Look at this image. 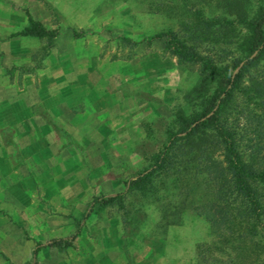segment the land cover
<instances>
[{"label": "rangeland", "instance_id": "374dc122", "mask_svg": "<svg viewBox=\"0 0 264 264\" xmlns=\"http://www.w3.org/2000/svg\"><path fill=\"white\" fill-rule=\"evenodd\" d=\"M147 3L0 0V19L8 23L0 28V38L11 32V25L21 30L29 18L57 31L48 53L55 54L52 64L61 63L63 74L57 70L45 78L53 81L48 95L67 86L68 116L84 111L91 114L82 126L85 138L72 137L75 126L70 122L61 126L67 133L66 144L61 145L64 140L56 133L49 135V129H58L59 124L48 125L46 114L36 109V116L42 118L36 123L38 133L50 137L52 147L38 139L34 165L25 162L17 173L0 171V264H28L36 244L72 233V221L80 217L93 196L120 192L122 182L144 167L147 157L157 150L163 126L195 84L193 70L161 56L160 41L149 47L141 42L172 26L170 19L151 12ZM118 37L140 42L130 48L119 45ZM44 44V39L37 38L25 43L34 56L27 68L37 70L27 77L32 80L25 89L29 99L33 87L38 89L40 84L45 61H36ZM22 78L16 79L19 88H24L26 77ZM3 84L6 79L2 77L1 88ZM81 84L97 91L90 93L89 102L77 100L81 97L75 89L81 90ZM5 94L12 96V90ZM34 98L45 99L40 92ZM143 209V222L138 229L129 230L128 238H124L116 212L104 211L99 219L86 222L63 252L52 247L39 249L34 264H194L195 244L209 240L205 222L186 209L181 225L163 229L154 206Z\"/></svg>", "mask_w": 264, "mask_h": 264}, {"label": "trees", "instance_id": "16d2710c", "mask_svg": "<svg viewBox=\"0 0 264 264\" xmlns=\"http://www.w3.org/2000/svg\"><path fill=\"white\" fill-rule=\"evenodd\" d=\"M170 19L141 39L161 42L160 54L193 70L195 84L163 126V139L122 190L93 196L73 231L36 244L63 252L91 218L113 210L128 238L154 206L163 229L181 225L186 209L206 226L209 240L194 246V264H264V0H148ZM44 39L47 56L57 31L32 19L16 34ZM134 48L140 41L118 37ZM34 58V57H33ZM123 238V241L126 240Z\"/></svg>", "mask_w": 264, "mask_h": 264}, {"label": "crops", "instance_id": "0c3cea01", "mask_svg": "<svg viewBox=\"0 0 264 264\" xmlns=\"http://www.w3.org/2000/svg\"><path fill=\"white\" fill-rule=\"evenodd\" d=\"M5 23L7 22L0 19L1 30ZM10 28L11 32L5 37L0 38V79H2V77L3 79H6V84H3L4 87H0V97H7L0 99V171L17 173L20 165H24L25 162L34 165L35 150L40 141L38 139L48 141L46 147L51 149L52 145L50 144L49 139H51L50 137L53 133H56L55 136L64 140L61 145L66 144L67 133L62 131L61 126L63 124L70 122L73 124L72 126H75V132L72 134L74 139L85 138L82 126L86 123L85 119L91 114L84 111L76 114L70 113L71 115L68 116L69 90L67 89V86H60L58 89L59 92L54 94V96L48 95V91L50 90L53 81L50 83V81H48L50 78H48V80L45 78H47V76H52L51 74L54 71H62L61 63L52 64V56H55L52 52H49L44 58V67L42 66L40 69L41 71L39 70L42 74L39 87L38 89H34L33 87V96L29 99V93H27L25 89L30 87L29 85L32 80L27 77H31L32 71L37 72V70H32L31 67L30 69L27 68L28 66H32V58L34 56L31 52L32 49L28 51L29 49L25 48V43L27 42V39L34 38L17 36L16 34L20 31V26L18 25H11ZM0 34L2 35V31ZM21 76L23 77L21 81L26 77L23 83L24 88H19V83L16 80ZM62 76L63 75H60V77ZM81 86V90H77V88L75 89L76 95L79 94L81 97L77 100L80 102H89L88 97H93L90 93L93 94V92L97 91L94 90V87L88 88L87 85L83 86L82 84ZM11 90L12 96L8 97L5 93L10 92ZM52 90L54 91V89ZM3 91H5L4 95L2 94ZM14 91L18 92L19 95L13 94ZM37 92L42 93L45 99L42 101L36 100L34 97H36ZM91 106H93V103H91ZM36 109H41L46 114L45 123L59 124L58 129L53 127L52 129H49V139L38 133L36 123L40 122L42 118L36 116ZM92 113V115L96 114L94 112ZM20 155L22 157H20ZM29 156L31 157L29 158ZM26 157L27 159L25 160Z\"/></svg>", "mask_w": 264, "mask_h": 264}]
</instances>
